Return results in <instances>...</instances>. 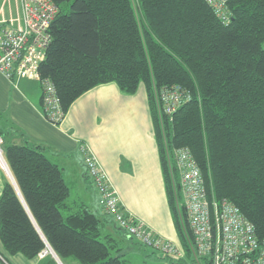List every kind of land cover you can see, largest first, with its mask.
Instances as JSON below:
<instances>
[{
    "label": "trees",
    "instance_id": "obj_1",
    "mask_svg": "<svg viewBox=\"0 0 264 264\" xmlns=\"http://www.w3.org/2000/svg\"><path fill=\"white\" fill-rule=\"evenodd\" d=\"M51 1L58 11L41 77L53 84L64 113L99 85L114 83L124 95L144 89L183 254L195 264L179 149L197 164L208 201L235 205L264 238V0H228L226 21L205 0ZM168 90L181 95L170 112L162 97ZM10 131L0 126L1 153L16 185L4 176L3 256L31 260L49 245L61 264H125L111 256L120 239L105 228L114 225L122 240L134 239L112 217L98 216L74 197L62 169L40 145L11 141Z\"/></svg>",
    "mask_w": 264,
    "mask_h": 264
},
{
    "label": "crops",
    "instance_id": "obj_2",
    "mask_svg": "<svg viewBox=\"0 0 264 264\" xmlns=\"http://www.w3.org/2000/svg\"><path fill=\"white\" fill-rule=\"evenodd\" d=\"M40 98L36 81L22 78L13 84L0 74V115L6 120L5 124L0 119V126L10 127L9 140L40 145L45 156L62 169L72 195L95 212L101 209L92 181L86 175L81 152V147H88L116 190L124 211L155 236L179 245L144 89L124 95L114 83L96 86L71 104L58 125L43 117ZM4 176L7 175L0 165V192ZM108 226L107 233L123 238L113 231L114 225ZM48 257L59 264L49 252L31 260L16 254L9 256L8 261L49 264Z\"/></svg>",
    "mask_w": 264,
    "mask_h": 264
},
{
    "label": "built area",
    "instance_id": "obj_3",
    "mask_svg": "<svg viewBox=\"0 0 264 264\" xmlns=\"http://www.w3.org/2000/svg\"><path fill=\"white\" fill-rule=\"evenodd\" d=\"M205 1L219 19L226 21L229 18L224 10L228 0ZM57 11L51 0H18L17 18L0 16V74L10 82L22 78L37 81L42 89V115L53 125H58L65 113L53 84L41 77L39 66L50 42L49 29ZM162 97L166 112H170L181 95L177 90H168ZM81 152L104 213L112 217L128 237L164 255L182 258L183 250L178 244L155 236L142 222L126 217L116 190L95 156L86 146L81 147ZM175 155L194 235L195 264H264V238L256 236L253 225L243 218L235 205L226 201H208L200 170L187 149H179ZM0 162L2 164L1 153ZM47 252L44 250L39 257ZM0 264H11L1 252Z\"/></svg>",
    "mask_w": 264,
    "mask_h": 264
},
{
    "label": "rangeland",
    "instance_id": "obj_4",
    "mask_svg": "<svg viewBox=\"0 0 264 264\" xmlns=\"http://www.w3.org/2000/svg\"><path fill=\"white\" fill-rule=\"evenodd\" d=\"M18 0H0V16L1 14L7 18H17ZM264 48V43H263ZM0 165L3 168L1 162ZM95 191V189H94ZM98 198V193L95 191ZM98 216H104L103 210L95 211ZM109 228L112 225L108 226ZM117 248L111 251V256L119 255L125 261V264H194L192 256L184 255L182 258L175 256H166L162 253L154 251L153 249L140 245L137 241L129 239L118 240ZM47 249V248H46ZM45 249V250H46ZM49 254L51 253L47 250ZM48 252L46 254H48ZM45 254V255H46ZM52 254V253H51ZM44 255V256H45Z\"/></svg>",
    "mask_w": 264,
    "mask_h": 264
},
{
    "label": "water",
    "instance_id": "obj_5",
    "mask_svg": "<svg viewBox=\"0 0 264 264\" xmlns=\"http://www.w3.org/2000/svg\"><path fill=\"white\" fill-rule=\"evenodd\" d=\"M0 153H1V149H0ZM1 160H3L4 164L6 165V163H5V161H4L3 157H2V155H1ZM3 168H4V167H3ZM6 168H7V169L4 168V169H5V174H6L7 177L11 180V182L15 185V182H14V180H13V178H12L10 172H9V169H8L7 165H6ZM15 187H16V185H15ZM46 248H47V250H49V251L52 253V255L55 257V259L57 260V262H58L59 264H61L60 261H59V259H58V257L55 255V253L52 251V249L49 247V245H46Z\"/></svg>",
    "mask_w": 264,
    "mask_h": 264
},
{
    "label": "bare ground",
    "instance_id": "obj_6",
    "mask_svg": "<svg viewBox=\"0 0 264 264\" xmlns=\"http://www.w3.org/2000/svg\"><path fill=\"white\" fill-rule=\"evenodd\" d=\"M2 163H3V161H2ZM5 165V164H4ZM2 166H3V164H2ZM5 168H6V165H5ZM7 169V168H6Z\"/></svg>",
    "mask_w": 264,
    "mask_h": 264
}]
</instances>
